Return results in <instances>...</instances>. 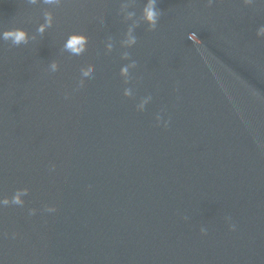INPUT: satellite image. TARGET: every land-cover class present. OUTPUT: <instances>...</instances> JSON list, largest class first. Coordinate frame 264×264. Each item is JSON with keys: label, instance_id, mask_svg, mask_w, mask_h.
I'll list each match as a JSON object with an SVG mask.
<instances>
[{"label": "water", "instance_id": "water-1", "mask_svg": "<svg viewBox=\"0 0 264 264\" xmlns=\"http://www.w3.org/2000/svg\"><path fill=\"white\" fill-rule=\"evenodd\" d=\"M147 3L0 0V264H264V0Z\"/></svg>", "mask_w": 264, "mask_h": 264}, {"label": "clouds", "instance_id": "clouds-1", "mask_svg": "<svg viewBox=\"0 0 264 264\" xmlns=\"http://www.w3.org/2000/svg\"><path fill=\"white\" fill-rule=\"evenodd\" d=\"M31 3H35L36 0H30ZM45 3L51 4V3H57L58 0H44ZM211 3V0H209V4ZM157 0H148L147 5L143 9V18L144 20L149 24L150 29L155 30L158 20L162 14V12L156 7ZM46 24L47 26H51V15L46 14L45 16ZM45 30L44 26L42 25L38 31L43 32ZM261 32H264V28L260 30ZM2 39L4 41H11L13 45L19 46L21 44H26L28 42V36L26 31L23 29H9L5 30L2 34ZM87 43V38L83 35L73 34L69 36L67 39L64 48L66 51L70 52L73 55H80L84 52L85 46ZM128 43H135V38L131 37L128 41ZM51 68L53 71L56 70L57 65L53 63L51 65ZM91 69H88L87 71L83 72L84 76H88ZM128 71L127 68L122 69V72L126 74ZM125 95H130V92L126 90ZM167 126V125H165ZM21 193H17L11 200L12 204H22L23 202L20 200ZM0 203H3L4 205H7L10 203V201L6 198L3 201H0ZM234 227V226H233Z\"/></svg>", "mask_w": 264, "mask_h": 264}]
</instances>
